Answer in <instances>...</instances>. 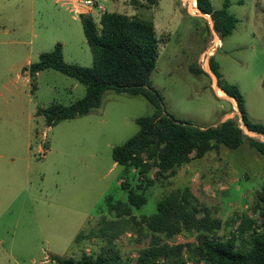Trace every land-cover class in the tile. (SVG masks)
I'll use <instances>...</instances> for the list:
<instances>
[{"label":"rangeland","instance_id":"1","mask_svg":"<svg viewBox=\"0 0 264 264\" xmlns=\"http://www.w3.org/2000/svg\"><path fill=\"white\" fill-rule=\"evenodd\" d=\"M99 1L109 12L155 24L159 57L151 82L170 114L204 127L235 119L247 137L264 142V135L248 129L211 68L214 57L223 78L239 86L249 119L264 125V0H230L228 11L238 22L223 39L196 0H157L142 7L130 0ZM224 2L211 0L215 11ZM66 4L67 9L55 0H0V264H57L53 258L79 257L83 250L100 254L106 241L75 240L102 221L109 234H120L116 249L124 260L136 257V240L142 238L127 220L109 214L107 198L127 201L121 186L125 168L114 162L112 150L138 133L136 119L152 115L153 106L141 96L107 92L101 108L87 116L52 127L37 116L39 109L69 106L86 95L84 85L53 69L40 72L33 89L25 71L57 43L67 63L92 67L81 20ZM94 15L99 23L101 14ZM193 66L202 73H192ZM127 180L135 187L144 179L132 170ZM148 184L138 190L148 201L133 209L137 219L154 214L172 190L189 188L203 212L223 221L221 233L229 236L246 216L258 218L254 208L264 185V156L246 141L238 150L223 147ZM189 239L183 234L175 241Z\"/></svg>","mask_w":264,"mask_h":264},{"label":"trees","instance_id":"2","mask_svg":"<svg viewBox=\"0 0 264 264\" xmlns=\"http://www.w3.org/2000/svg\"><path fill=\"white\" fill-rule=\"evenodd\" d=\"M130 2L135 7H142L153 6L157 0ZM196 7L203 15L212 18L221 39L235 30L238 20L228 11L230 0H225L223 9L218 11L213 9L211 0H196ZM80 20L93 55L92 67L67 63L63 45L57 43L52 51L41 53L38 61L31 63L25 71L32 80L33 89L38 74L53 69L84 85L86 95L69 106L55 103L39 109L37 116H42L48 127L87 116L101 108L107 92L141 96L153 106L152 115L136 119L138 133L112 150L114 162L125 168L127 178L121 186L127 191V201L112 202L107 198L109 214L117 220H127L131 229L142 238L136 240L139 245L136 257L124 260L116 249L120 234L116 231L109 234L107 222L102 221L96 231L81 232L75 243L83 245L98 238L106 241L108 248L103 247L100 254H88L83 250L79 257L53 260L57 264H264V185L257 194L254 208V215L257 214L258 218L246 216L229 236L221 233L223 221L210 212H203L189 188L169 192L158 201L154 214L140 219L133 215L134 208L140 209L148 201L145 193L138 192L146 189L148 183L167 180L177 174L179 167L223 147L238 150L246 141L251 149L264 156V142L247 137L235 119L204 127L180 121L167 111L162 94L151 82L159 57L157 33L152 21L117 11L104 12L99 23L95 15H82ZM211 68L218 77L219 88L237 102L248 129L264 135V125L249 119L239 86L223 78L214 57L211 58ZM190 70L196 75L202 73L195 66ZM132 170L146 182L142 180L140 185L133 187L127 180ZM151 172L156 174L154 181L149 179ZM236 223L234 220L231 224ZM183 234L190 239L176 242L175 239Z\"/></svg>","mask_w":264,"mask_h":264},{"label":"built area","instance_id":"3","mask_svg":"<svg viewBox=\"0 0 264 264\" xmlns=\"http://www.w3.org/2000/svg\"><path fill=\"white\" fill-rule=\"evenodd\" d=\"M71 5V11L78 17L82 15L103 14L107 9L99 0H66ZM82 4V5H81ZM84 7V9L81 8ZM89 254V253H88Z\"/></svg>","mask_w":264,"mask_h":264},{"label":"crops","instance_id":"4","mask_svg":"<svg viewBox=\"0 0 264 264\" xmlns=\"http://www.w3.org/2000/svg\"><path fill=\"white\" fill-rule=\"evenodd\" d=\"M56 3H59L64 8H68L69 6L66 4V0H55ZM80 18V17H79ZM15 161V160H14Z\"/></svg>","mask_w":264,"mask_h":264}]
</instances>
